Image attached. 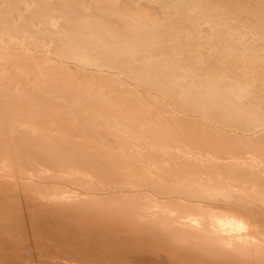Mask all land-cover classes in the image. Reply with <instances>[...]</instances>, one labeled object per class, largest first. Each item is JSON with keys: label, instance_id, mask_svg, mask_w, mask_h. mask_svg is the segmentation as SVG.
<instances>
[{"label": "bare ground", "instance_id": "6f19581e", "mask_svg": "<svg viewBox=\"0 0 264 264\" xmlns=\"http://www.w3.org/2000/svg\"><path fill=\"white\" fill-rule=\"evenodd\" d=\"M0 264H264V0H0Z\"/></svg>", "mask_w": 264, "mask_h": 264}]
</instances>
